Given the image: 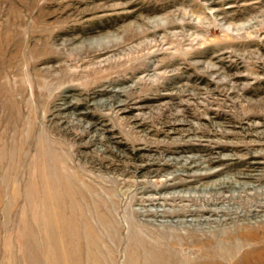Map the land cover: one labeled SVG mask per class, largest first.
<instances>
[{
    "label": "rangeland",
    "instance_id": "rangeland-1",
    "mask_svg": "<svg viewBox=\"0 0 264 264\" xmlns=\"http://www.w3.org/2000/svg\"><path fill=\"white\" fill-rule=\"evenodd\" d=\"M0 264H264V0H0Z\"/></svg>",
    "mask_w": 264,
    "mask_h": 264
}]
</instances>
